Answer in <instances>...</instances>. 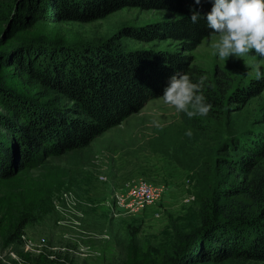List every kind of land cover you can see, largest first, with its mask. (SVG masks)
I'll return each mask as SVG.
<instances>
[{"label": "rangeland", "instance_id": "1", "mask_svg": "<svg viewBox=\"0 0 264 264\" xmlns=\"http://www.w3.org/2000/svg\"><path fill=\"white\" fill-rule=\"evenodd\" d=\"M4 6L0 7V14L7 12L8 16L0 19V86L37 106L66 103L11 65L10 60L18 53L14 50L20 44L81 48L118 37L116 43L126 52L142 48L173 51L177 45L171 40L143 43L129 36L144 25L177 18L165 10L127 8L90 23L50 24L35 21L21 4ZM183 55L192 57L195 65L210 73L216 69L226 72L235 87L252 85L257 80L255 66L264 65L254 56L219 59L213 55L210 37ZM10 106V100L5 101L0 92V116L12 118ZM183 116L186 115L161 98L151 100L121 125L96 138L88 148L50 159L11 179H0V264L160 263L177 233H192L198 228L194 194L201 190L202 177L197 180L195 171L203 169L211 177L214 166L231 155L218 146L217 135L209 133L208 139H200L184 128ZM233 124L238 129L247 125L264 130V89L246 109L227 116L222 127L215 128L228 130ZM189 130L191 136L186 135ZM0 138H11L1 125ZM224 170L219 167L220 173ZM137 180L163 187L162 198L138 216L113 218L107 202L116 191ZM223 180L229 186L239 183L234 175H226ZM68 191L79 200L77 210L82 216L76 218L77 226L68 225L55 208V199ZM18 222L24 225L12 240L10 236ZM62 249H71L72 253ZM199 264L260 263L227 260Z\"/></svg>", "mask_w": 264, "mask_h": 264}, {"label": "trees", "instance_id": "2", "mask_svg": "<svg viewBox=\"0 0 264 264\" xmlns=\"http://www.w3.org/2000/svg\"><path fill=\"white\" fill-rule=\"evenodd\" d=\"M21 4L35 21L44 23H90L127 8L165 10L177 18L147 24L129 36L143 43L174 41L173 51L142 48L123 51L113 37L94 47H46L20 44L11 65L34 83L53 92L66 104L37 106L12 90H2L10 100L12 118L0 116V125L10 140L0 138V179L7 180L26 170L41 167L50 159L88 148L96 138L118 127L149 101L160 98L169 78L177 71L190 74L194 82L206 76L203 94L212 105L206 116L182 118L184 128L208 139L209 133L224 152L214 166V175L195 171L201 190L194 194L198 228L176 234L170 251L160 263L188 264L207 261H243L264 264V130L244 125L216 130L227 116L240 113L264 89V79L235 87L224 71L213 73L195 65L190 53L206 38V15L211 2L195 0H0V7ZM193 11L200 14L191 22ZM7 12L0 14L7 19ZM23 47V48H21ZM20 48V50H19ZM2 59V57L0 58ZM8 103V102H7ZM235 107V108H233ZM234 109V110H233ZM212 131V132H211ZM198 162L196 160L195 165ZM224 172H219V167ZM208 170V168H206ZM216 174V175H215ZM239 183L226 185L225 176ZM24 223H17L14 240Z\"/></svg>", "mask_w": 264, "mask_h": 264}, {"label": "clouds", "instance_id": "3", "mask_svg": "<svg viewBox=\"0 0 264 264\" xmlns=\"http://www.w3.org/2000/svg\"><path fill=\"white\" fill-rule=\"evenodd\" d=\"M211 2L212 8L206 15L210 32V47L213 55L226 61L229 57L243 60L254 56L264 61V0H203ZM196 4L202 0H195ZM200 14L193 11L191 22L197 23ZM255 55H250V53ZM264 65L255 66V78L264 79ZM207 77L201 76L194 82L189 73L177 71L169 78L160 97L189 119L197 115L206 116L212 105L207 102L203 89ZM186 135L191 136L189 130Z\"/></svg>", "mask_w": 264, "mask_h": 264}, {"label": "built area", "instance_id": "4", "mask_svg": "<svg viewBox=\"0 0 264 264\" xmlns=\"http://www.w3.org/2000/svg\"><path fill=\"white\" fill-rule=\"evenodd\" d=\"M164 188L145 180H137L127 188L116 191L107 202L109 214L113 218L135 217L158 202ZM78 198L71 191L61 193L54 201L55 208L68 225L77 226L76 218L82 216L77 210ZM72 253L71 249H62Z\"/></svg>", "mask_w": 264, "mask_h": 264}]
</instances>
